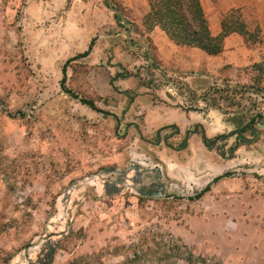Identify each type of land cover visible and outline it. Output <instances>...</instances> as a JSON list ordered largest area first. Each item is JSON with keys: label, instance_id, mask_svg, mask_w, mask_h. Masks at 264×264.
I'll list each match as a JSON object with an SVG mask.
<instances>
[{"label": "rangeland", "instance_id": "obj_1", "mask_svg": "<svg viewBox=\"0 0 264 264\" xmlns=\"http://www.w3.org/2000/svg\"><path fill=\"white\" fill-rule=\"evenodd\" d=\"M113 21L103 0H0V264H48L51 250V264H187L171 249L182 244L210 264H264V178L231 183L228 174L196 198L207 180L196 183L197 159L184 175L153 151L143 157L113 118L60 89L63 42L93 32L96 40ZM72 64L68 74L71 66L85 73ZM65 85L92 100V85ZM189 89L192 99L179 89L187 110L216 112L194 101L208 97L225 113L264 111L262 87L212 79Z\"/></svg>", "mask_w": 264, "mask_h": 264}, {"label": "crops", "instance_id": "obj_2", "mask_svg": "<svg viewBox=\"0 0 264 264\" xmlns=\"http://www.w3.org/2000/svg\"><path fill=\"white\" fill-rule=\"evenodd\" d=\"M114 3L123 20L133 25L130 35V29L124 24V27L120 25L122 20L119 23L113 16L115 21L110 26L111 30L100 33L96 40L93 37L96 32L80 41H75L74 37L69 38L59 50L68 53L69 59L85 52L94 38L89 54L71 62L85 65L82 66L86 69L85 73L79 71L80 66H71L70 74L66 69V82L84 84L87 89L92 85L94 93L92 89L88 93L93 97V103L107 113L95 112L87 107L91 114L113 118L115 128H123L126 133L123 143H129L132 138L134 148L143 152L140 155L145 157L148 151H153L156 158L165 164H168L167 160L178 163L183 167L181 170L184 175L192 172L186 171V164L197 159L199 165L203 164L204 171L201 175L198 174L200 176L196 183L207 179L204 188L209 186V190L217 181L226 179V174L230 175L231 178H228L231 183L243 181L245 176L256 175L263 179L264 111L252 113L238 110L225 113L223 108L217 106L213 107L216 112L212 107L207 110H187L183 104L186 92L169 80L179 82L190 94L192 91L189 86L200 92L206 80L212 79L221 84H251L262 87L264 91V0H200L211 36L218 37L222 33L223 19L234 10L236 19L245 26L246 35L231 32L223 38L222 51L217 55H209L197 47L178 45L157 25L147 28L144 20L149 12V0H114ZM96 25L99 24L95 22L93 25L98 31ZM142 45L147 46L148 51ZM147 67L151 70V76L148 77L144 72ZM104 69L107 78L102 73ZM138 69L139 74L134 77L132 72ZM122 70L128 74H119ZM117 75L122 77H116ZM61 77L60 68V79ZM111 77L115 78L112 82ZM99 86L105 91L107 98L95 93L100 89ZM179 89L186 95L183 96ZM105 99H108L107 102ZM186 100L189 101L188 98ZM258 114L262 119L256 118ZM224 116L232 118L224 119ZM252 118L255 120L250 123ZM249 123L250 128L240 134L252 141L248 144L239 143L229 159L222 158L214 149H206L198 134L188 138L184 150L176 151L165 145L170 142L175 145L183 140L186 131L199 125L208 138L233 132L225 141V147L232 146L238 141L239 128ZM170 126H175L178 133L173 134V129L172 133L167 134L172 129ZM160 129L159 140L153 142V137ZM171 150L174 152L172 157L167 154ZM212 152L215 157L208 158L205 155ZM199 155L204 159H200L202 157ZM206 174L210 176L206 178ZM179 177L182 178L181 175ZM216 178L219 179L214 181Z\"/></svg>", "mask_w": 264, "mask_h": 264}, {"label": "trees", "instance_id": "obj_3", "mask_svg": "<svg viewBox=\"0 0 264 264\" xmlns=\"http://www.w3.org/2000/svg\"><path fill=\"white\" fill-rule=\"evenodd\" d=\"M103 3L108 9L113 8L115 10H119V8L114 3V0H103ZM234 13L235 10L232 11L229 16L225 17V19H223L222 33L218 37H213L209 32L207 19L204 15L200 0H149V12L145 16L144 23L147 28H151L155 25L159 26L168 35V37L178 45L197 47L209 55H217L222 51V40L225 36L231 32H239L243 35H246L244 24L239 21V19H236ZM113 16L117 22L121 23V17L119 15L114 14ZM120 25L123 26V24ZM93 45L94 38L91 39L88 49L85 52L77 54L64 62L63 66L61 67L62 77L59 81V87L63 92L67 93L72 98L78 99L81 104L89 107L91 110L107 114L106 112H103L97 108L92 100L78 98V96H76L71 90L67 89L65 85L66 69L68 64L77 59L86 57L91 51ZM116 77L122 76L117 75ZM256 118L262 119V116L258 114ZM254 120L255 118L250 119V123H253ZM250 123L246 126H243L241 129L239 128V132L237 133L238 141L227 148V150H225V141L231 135H233V132L217 135L213 138H208L199 125H195L191 130L186 131L182 142L178 146L173 147L166 142L165 145L168 148L176 151L184 150L187 147L188 138L193 134H198L200 135L201 142L206 149H215L217 150L219 156L229 159L233 156L235 148L239 143L248 144L252 141L244 138L240 134L250 128ZM170 127L175 129L173 134L178 133L175 126ZM160 131L161 129L155 134L156 140H159ZM219 142L222 143L220 146H218ZM227 175L228 174L224 176ZM217 179L219 178L214 179V181ZM208 191L209 186H206L195 197L200 198ZM190 200H192V198H190ZM171 249L174 251L173 253H175L176 258L184 260L187 264H210L206 258L194 256L184 244L174 245ZM52 255L53 250L49 251L50 260L48 264H51V259L53 257ZM137 259L138 257L134 255L133 260L129 259L128 262L136 261Z\"/></svg>", "mask_w": 264, "mask_h": 264}, {"label": "water", "instance_id": "obj_4", "mask_svg": "<svg viewBox=\"0 0 264 264\" xmlns=\"http://www.w3.org/2000/svg\"><path fill=\"white\" fill-rule=\"evenodd\" d=\"M110 11L113 14H117V15H119L121 17L122 24H124L126 27H128L130 29L129 30V35H130L132 33V31H133V25L131 23H125L124 20H123V18H122V16L120 15V13L117 10H115L113 8H110ZM131 47L132 48H135L136 46H131ZM142 47L146 51H148V47L147 46L142 45ZM149 60L152 62V59L151 58H149ZM169 82L170 83H174V84L178 85L179 87H181L186 92V94L192 99L191 94L183 86H181V84L179 82H173V81H170V80H169ZM202 100H207V102H209L210 105H213V106L216 107V105H214L213 102L211 101V99L208 98V97H200L198 99H195L194 101H202ZM161 191H162V189H161ZM160 196H164V195L161 193Z\"/></svg>", "mask_w": 264, "mask_h": 264}]
</instances>
